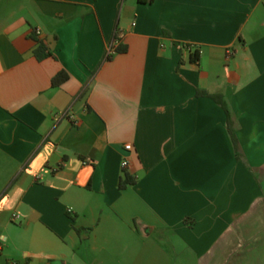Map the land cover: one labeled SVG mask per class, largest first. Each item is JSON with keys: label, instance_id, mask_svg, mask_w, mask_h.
Instances as JSON below:
<instances>
[{"label": "crops", "instance_id": "0c3cea01", "mask_svg": "<svg viewBox=\"0 0 264 264\" xmlns=\"http://www.w3.org/2000/svg\"><path fill=\"white\" fill-rule=\"evenodd\" d=\"M0 264H264V0H0Z\"/></svg>", "mask_w": 264, "mask_h": 264}, {"label": "trees", "instance_id": "16d2710c", "mask_svg": "<svg viewBox=\"0 0 264 264\" xmlns=\"http://www.w3.org/2000/svg\"><path fill=\"white\" fill-rule=\"evenodd\" d=\"M31 35L35 36L33 31L31 32ZM37 41H38V43L33 49L34 55L38 59H40V58L50 54V52L47 50L46 45L44 44V42L42 40H40V39H37ZM125 49H126V45L121 43V42H119L117 45H115L113 51H123ZM110 56H111V53L109 52V53H107L105 58H110ZM196 56H197V51H194L191 54L190 57L191 58H196ZM67 77H68V73L64 69H60L51 77V84L54 85V86L58 85L62 81H64ZM197 93L198 94H205V95L213 98L214 100H216L222 106V108L224 109L225 114H226V129H227L230 141H231L232 146L234 148L236 157L239 156L238 141H237V138H236V135H235V132H234V128H233V125H232V120H231L229 111L226 108V104H225V101H224L222 95L220 93H210V92H207V91H205L203 89H198ZM132 182H134V177H132L129 173L126 172L125 175H124V178H122L119 181V185L120 186H125L126 184L132 183Z\"/></svg>", "mask_w": 264, "mask_h": 264}, {"label": "built area", "instance_id": "2783aa9c", "mask_svg": "<svg viewBox=\"0 0 264 264\" xmlns=\"http://www.w3.org/2000/svg\"><path fill=\"white\" fill-rule=\"evenodd\" d=\"M36 31V29H35ZM120 42V39L118 37V34L117 32L114 33V36L112 37L110 43L108 44V47H107V52L109 53L111 50L114 49L115 45H117L118 43ZM124 148L125 149H130L131 148V144L130 143H124ZM121 166L122 167H125L127 165V159L124 157L122 158L121 162H120ZM18 217V213L17 212H13L12 213V218H16Z\"/></svg>", "mask_w": 264, "mask_h": 264}]
</instances>
